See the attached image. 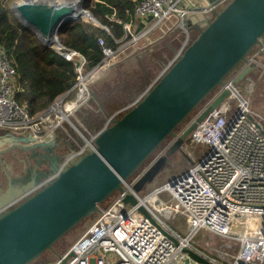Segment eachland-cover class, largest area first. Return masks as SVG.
Instances as JSON below:
<instances>
[{
  "label": "water",
  "instance_id": "1",
  "mask_svg": "<svg viewBox=\"0 0 264 264\" xmlns=\"http://www.w3.org/2000/svg\"><path fill=\"white\" fill-rule=\"evenodd\" d=\"M15 17L32 30L45 46L62 45L58 31L69 21L85 15L100 26L83 8L82 0L73 6L58 0H24L11 7ZM264 0H230L207 22L197 37L175 62L149 88L137 103L120 117L109 115L90 144L70 137L58 125L48 136L0 130V158L5 182L0 183V264H48L46 251L85 218L99 211L100 205L128 180L179 124L240 63L247 61L253 48L256 60L243 68L234 83L249 72L264 75ZM76 67L79 65L75 63ZM223 90L198 118L184 129L165 156L156 159L134 185L140 192L164 168L169 155L179 149L190 132L227 96ZM80 154L70 157L78 147ZM4 149V150H2ZM16 172V173H15ZM47 179L39 187L42 180ZM171 183V182H169ZM29 194L22 196L27 191ZM124 202L135 204L131 194ZM139 210L165 236L177 243L144 208ZM202 264H213L206 257L185 249Z\"/></svg>",
  "mask_w": 264,
  "mask_h": 264
},
{
  "label": "built area",
  "instance_id": "2",
  "mask_svg": "<svg viewBox=\"0 0 264 264\" xmlns=\"http://www.w3.org/2000/svg\"><path fill=\"white\" fill-rule=\"evenodd\" d=\"M229 1L217 0L197 7L195 0H136L133 14L142 27L136 31L132 28V22L124 23L125 32L121 39H116L120 45L115 50L99 37L98 43L104 57L92 69L109 67L117 55L129 50V47L136 51L138 41L149 43L161 38L154 36L151 40L150 35L165 28L163 34L173 28L186 33L189 29H195L197 37L199 31ZM100 26L108 31L106 26ZM125 39L128 41L124 44ZM194 39H185L157 77L175 62ZM256 49L234 74L224 79V83L215 89L200 110L202 113L223 90L228 92L188 135L192 143L208 145L209 149L203 157L182 174L143 195L134 190L142 172L124 181L122 190L115 192L108 206L99 208L86 231L68 250L48 264H202L185 249L206 257L213 264H264V117L248 105L255 81L247 79L244 94L234 83L237 74L256 60ZM55 50L66 60L79 63L76 67L78 81L46 110L31 116L15 99L17 71L0 45V130L30 132L35 137L44 138L58 125L69 121V115L83 104L84 99L70 109L65 106L75 86L86 78L81 75L86 59L63 45ZM156 80L124 110L143 98ZM95 134L90 135L87 144L91 143ZM83 148L84 145L78 147L70 157L80 154ZM156 159L153 157L146 167ZM162 192L166 193L164 197L159 196ZM128 194L135 197V204L124 202ZM139 207H144L177 243L162 236ZM178 216L184 218L186 234L174 230L166 222ZM200 228L232 241L229 244L232 246L233 243L235 252L230 256L223 254V259L218 261L193 246L190 239Z\"/></svg>",
  "mask_w": 264,
  "mask_h": 264
},
{
  "label": "trees",
  "instance_id": "3",
  "mask_svg": "<svg viewBox=\"0 0 264 264\" xmlns=\"http://www.w3.org/2000/svg\"><path fill=\"white\" fill-rule=\"evenodd\" d=\"M135 3L136 0H83V8L90 11L108 31L82 18L69 21L60 28L58 35L62 45L80 53L86 59L82 70L88 71L103 60L99 37L112 49L118 48L120 43H116V39L123 37L124 23L135 20ZM141 27L139 24L137 29ZM178 36L179 34L176 37L171 36L167 43L164 42L166 39H160V45L169 47ZM0 45L17 71L15 99L31 116L46 110L56 98L73 88L78 81L76 61L66 60L54 48L42 44L32 30L10 15L1 1ZM149 75L148 71L142 72L133 81L121 78L122 80L102 97L95 92L86 104L80 105V110L77 111L79 119L85 127L97 132L102 128L105 118L145 85ZM76 89L77 86L74 91Z\"/></svg>",
  "mask_w": 264,
  "mask_h": 264
},
{
  "label": "rangeland",
  "instance_id": "4",
  "mask_svg": "<svg viewBox=\"0 0 264 264\" xmlns=\"http://www.w3.org/2000/svg\"><path fill=\"white\" fill-rule=\"evenodd\" d=\"M0 1L9 10L10 15L15 16L11 10V7L15 3L24 0H0ZM88 16L86 15L82 19L84 21L96 25L95 22L90 20V16L89 17ZM166 29L167 28H165V30ZM165 30L163 31L159 30L157 32H153L150 35L151 40L153 39L154 36H158V37L162 36L161 38L154 39L153 42L144 43L143 40L138 41L137 44H135V47L137 46L138 48L136 51H133V49L131 50L129 47V50L131 51L128 50L117 55V57L112 61L110 66L107 68L96 69V70L90 69L88 71L82 70L81 75L86 76V78L82 79V81L84 82L87 89L83 103L90 100L92 94H94L95 92L100 94V96L102 97L109 90H111L119 81H121L122 80L121 78L130 79V81H133L142 72L146 73L148 71L150 75L147 77L148 80L146 81L145 85L140 90H138V92H136L130 100L118 106L112 112L114 113L115 111L116 112L119 111V113L115 116V118L120 117L123 113H125L126 110H124V108L129 106L133 101H135L142 95V93L145 91L148 85H150L157 78V76L160 74L163 68L174 57L175 53L180 48L181 44L185 41V39L188 37L189 40L191 41L196 37L197 34L195 29H189L188 32L186 33L185 31L180 30L179 28H173L169 33L167 32L166 34L165 33L163 34ZM178 34L179 36L177 37V39H175V41H172L169 47H164L160 45L162 42L160 41V39L161 40L166 39L164 42L167 43L171 36L176 37ZM263 40L264 38H262V41ZM127 41L128 39H125L123 43L125 44ZM142 44H144L143 47ZM255 49L256 47L253 48L251 52L253 53ZM240 65L241 63L238 64L230 72L228 76L234 74V72L238 69ZM249 77L254 78V80L257 79V75L250 73L246 77L241 79L239 82L235 83L236 88L242 94H244L243 91L244 88L246 87L247 79ZM214 92L215 90H213L210 94H208L206 98L179 124V126L174 131L179 130L183 125H185L188 122V120L199 110V108L203 106L205 102L214 94ZM110 103H112V101ZM69 104L70 103L67 104L68 107ZM248 105L250 109L254 110L255 112H257L258 114L264 117V81L261 82L257 81V83H254L252 93L248 98ZM106 122L107 120L105 118L103 126L106 124ZM65 124L68 125V123L66 122ZM68 126H69V130L74 134V136L71 137L69 136V137L70 139L74 138L75 140L73 141L76 142H80L82 137L89 139L90 135L95 133L90 129H88L87 127H85L83 124L79 126L77 123L73 122L72 126L70 125ZM168 142H169V137L166 138L160 144V146L149 156V158L142 164L141 167L138 168V170L133 175L137 174L142 167L147 165L150 162V160L157 154V152L160 151V149L163 146H165V144H167ZM208 149H209L208 145L192 143L189 140V137H187L184 143L181 145V147L171 154L169 161L166 162L164 168L158 173V175L153 179V181L148 183L145 186V188L141 190L139 193L143 195L148 191H151L155 188H159L162 185H164L166 182L182 174L183 172L188 170L192 166V164H194L196 161H199L201 157H203V155L207 152ZM165 195H166L165 192L159 194V196L161 197H164ZM114 197H115V193L112 194L110 197H108L104 202H102L100 207L108 206L112 202ZM96 216H97V212L82 220L79 224H77L74 228H72L68 233H66L60 240H58L53 245V251H46L44 254H42L41 258L55 259V257L68 250L70 246L86 231V229L93 222ZM166 222L174 230H177L182 234H186L187 225L183 217L180 218L178 216L177 218L166 220ZM190 241L193 246H195L196 248H198L208 256L217 259L218 261L223 259L222 258L223 254L228 253L227 256H230L235 252V246L233 245V243L232 246H230L229 244L232 241H230L229 239L221 238L206 228L198 229L195 232V234L191 237Z\"/></svg>",
  "mask_w": 264,
  "mask_h": 264
},
{
  "label": "crops",
  "instance_id": "5",
  "mask_svg": "<svg viewBox=\"0 0 264 264\" xmlns=\"http://www.w3.org/2000/svg\"><path fill=\"white\" fill-rule=\"evenodd\" d=\"M215 1H217V0H195V5L198 7H203V6H206L207 4H209V3H214ZM139 24H141L137 19H135L133 22H132V28L134 29V30H138L137 29V27H138V25ZM256 51H257V49H256ZM256 53V52H255ZM256 57V56H255ZM257 60L259 61V62H264V57L262 56V57H260V56H258L257 57ZM255 74V75H257V79H255L254 80V78H252V77H249V78H251V79H253L254 81H255V83H257V81L258 82H261V81H264V75H260V72H249L248 74ZM239 76V74H237V77ZM260 80V81H259ZM77 91V89L73 92V94H72V96H71V98H73V96H74V94H75V92ZM83 109V108H82ZM78 110H80V106L73 112V114H71V115H69V121H64L61 125H59L61 128H62V130L68 135V136H74V134H73V132H71L70 130H69V126L68 125H70V126H72V124H73V122L74 123H77L79 126H81L82 124H83V122L79 119V117H78V114H77V111ZM85 110V109H84ZM83 111V110H82ZM65 122L66 123H68V125L67 124H65ZM66 125V126H65ZM84 125V124H83ZM85 126V125H84ZM66 128V129H65ZM13 133H15V134H17L16 132H13ZM72 140H75L74 138H71ZM77 139V138H76Z\"/></svg>",
  "mask_w": 264,
  "mask_h": 264
},
{
  "label": "flooded vegetation",
  "instance_id": "6",
  "mask_svg": "<svg viewBox=\"0 0 264 264\" xmlns=\"http://www.w3.org/2000/svg\"><path fill=\"white\" fill-rule=\"evenodd\" d=\"M250 55H253V53H250ZM203 106H201L199 108V110L188 120V122L185 125H183L179 130L174 131V134L173 135L169 136V142L167 144H165V146H163L160 149V151H158L157 154L154 157H156L158 159V158H161L162 156H165L168 152H170L171 147L174 145V143L177 141V139L181 135V133H182L181 131L183 129H186L189 126V124H191L192 122H194L196 120V118H198L200 116V114H201L200 113V110L202 109ZM2 150H4V149H2ZM171 154L168 156L169 158H170ZM6 155L7 156H10L11 155V150L1 152L0 158L1 157L3 158ZM141 172H142V168L138 171L137 174H140ZM5 180H6L5 179V174H4L3 170H2V166H1V163H0V183L5 182Z\"/></svg>",
  "mask_w": 264,
  "mask_h": 264
},
{
  "label": "bare ground",
  "instance_id": "7",
  "mask_svg": "<svg viewBox=\"0 0 264 264\" xmlns=\"http://www.w3.org/2000/svg\"><path fill=\"white\" fill-rule=\"evenodd\" d=\"M69 1L73 4V6L78 4V0H58L59 3H61V2H65L66 3V2H69ZM76 86H77V91L75 92L73 98H71L65 105L67 109L72 108L75 104L80 102L86 96L87 89H86V86H85L84 82L81 80ZM68 103H70L69 107L67 106Z\"/></svg>",
  "mask_w": 264,
  "mask_h": 264
}]
</instances>
